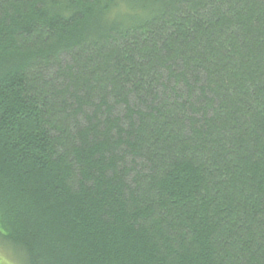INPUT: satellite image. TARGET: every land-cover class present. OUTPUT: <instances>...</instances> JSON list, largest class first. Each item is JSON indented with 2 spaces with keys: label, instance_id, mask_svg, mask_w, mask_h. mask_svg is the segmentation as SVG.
Instances as JSON below:
<instances>
[{
  "label": "trees",
  "instance_id": "16d2710c",
  "mask_svg": "<svg viewBox=\"0 0 264 264\" xmlns=\"http://www.w3.org/2000/svg\"><path fill=\"white\" fill-rule=\"evenodd\" d=\"M0 236L264 264V0H0Z\"/></svg>",
  "mask_w": 264,
  "mask_h": 264
},
{
  "label": "rangeland",
  "instance_id": "374dc122",
  "mask_svg": "<svg viewBox=\"0 0 264 264\" xmlns=\"http://www.w3.org/2000/svg\"><path fill=\"white\" fill-rule=\"evenodd\" d=\"M0 260L7 264H25V257L16 248L7 245L0 236Z\"/></svg>",
  "mask_w": 264,
  "mask_h": 264
},
{
  "label": "snow or ice",
  "instance_id": "6c2138e0",
  "mask_svg": "<svg viewBox=\"0 0 264 264\" xmlns=\"http://www.w3.org/2000/svg\"><path fill=\"white\" fill-rule=\"evenodd\" d=\"M0 255H2V254H0ZM0 264H7V261H5V260H0Z\"/></svg>",
  "mask_w": 264,
  "mask_h": 264
}]
</instances>
